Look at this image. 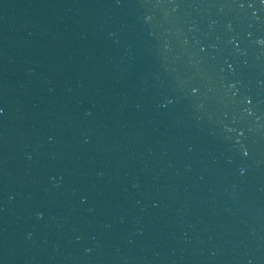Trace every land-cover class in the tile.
<instances>
[{"label": "water", "instance_id": "95a60500", "mask_svg": "<svg viewBox=\"0 0 264 264\" xmlns=\"http://www.w3.org/2000/svg\"><path fill=\"white\" fill-rule=\"evenodd\" d=\"M0 264H264V0H0Z\"/></svg>", "mask_w": 264, "mask_h": 264}]
</instances>
